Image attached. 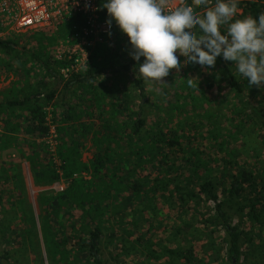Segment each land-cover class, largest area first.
I'll return each mask as SVG.
<instances>
[{
  "label": "trees",
  "instance_id": "16d2710c",
  "mask_svg": "<svg viewBox=\"0 0 264 264\" xmlns=\"http://www.w3.org/2000/svg\"><path fill=\"white\" fill-rule=\"evenodd\" d=\"M104 2H99V14L101 21L107 22ZM238 9L239 17H256L264 12V0H239ZM87 21V16L79 13L63 20L52 35L46 33L48 30H36L38 43L32 46L27 34L0 38V82L5 72L15 75L9 88L0 89V219L10 227L0 231L20 238L23 259L17 257V264L46 262L33 237L34 219L26 207L25 179L17 164H10V159L1 161V152L11 147L26 148L36 181L66 182L60 192L38 195L49 264H106L104 245L121 255L141 253L146 257L143 264H210L195 257L189 242L182 246L177 241L178 235L186 239L184 226L167 230H174L169 237H162V231L161 239H176L173 249L164 245L160 251L153 241L159 233L155 225L163 224L158 215L160 206L168 211L193 210L197 216L207 217L197 209L209 202L212 207L206 220L215 224L205 234L213 239L212 233L224 232L228 238L227 264H240L242 243L248 240L249 262L264 264V160L254 151L256 158L251 163L249 149L237 145L240 140L247 144L245 125L251 120L248 108L252 107L249 96L256 95L251 85L231 70L226 76L210 75L191 85L178 82L175 75L163 85L182 92L181 97L192 98L195 111L183 110V114L174 104V110H164L159 95L151 105L146 84L137 79L136 62L129 56L128 37L114 21L111 33L115 34V47L108 43L95 49L89 46L93 52L88 67L69 73L65 79L61 69L71 68L75 59L59 62L46 51L58 40H77ZM108 36L102 34V38ZM39 72L42 79L37 78ZM225 79L242 101L232 110L235 119H228L237 125L231 129L236 131H223L210 109L198 111L208 99L205 94ZM58 87L61 92L57 97ZM147 106L153 111L151 120ZM157 110L163 114L160 118ZM52 133L57 135L54 151ZM88 141L92 156L85 161L82 154ZM4 213L7 218L2 217ZM236 214L250 217L260 230L244 232L241 223L233 222ZM13 222L17 230L12 228ZM203 234L188 238L195 241ZM256 237L259 243L253 247ZM214 251L217 255L219 249ZM10 255L9 249L0 254V264ZM164 256H169L167 262H159Z\"/></svg>",
  "mask_w": 264,
  "mask_h": 264
},
{
  "label": "rangeland",
  "instance_id": "374dc122",
  "mask_svg": "<svg viewBox=\"0 0 264 264\" xmlns=\"http://www.w3.org/2000/svg\"><path fill=\"white\" fill-rule=\"evenodd\" d=\"M238 11H241L238 9ZM59 26L57 27H48L47 29H40L41 30H48L46 33L52 35L53 31H56ZM37 30V29H36ZM36 30H27L24 32H18L16 34H27V40L31 41L29 46H32L35 42L38 43L35 40V36H38V33ZM1 33V31H0ZM5 36H3L4 38ZM115 37V34L111 33V35L100 39V40H95L93 45L94 49L98 47L101 44H106L111 48L115 47V40L113 38ZM23 42V40H21ZM88 47H86L87 50H85V46L83 43L80 45L78 44V41L75 40L72 42L70 39H64V40H58L54 44H52L48 51L49 56L51 55L52 60H56L59 62L62 61H73L75 59L74 63H72L71 68H63L61 69L62 73H65L64 77L65 79L70 77L69 73L75 72L79 69H85L88 67V63L91 62V51L88 50ZM85 50V51H84ZM76 58H79V63L77 64ZM182 59H184L182 57ZM234 65V62L231 61H224L221 57L217 58V62L214 68H212L210 71L207 69H202L200 65L198 64H187L184 68L182 69H173L172 72L167 77L162 78V82L156 83V84H146V88L148 90V95L150 104L152 105L157 99L156 96H160V105L161 107L164 108V110L171 109L174 110L175 108L172 107V105H177L176 108H179L181 111L189 110L191 113L195 111L192 110V98L189 96L186 98L184 96L181 97V93L179 91H174V88L172 87H167L166 85H163V83L167 82V80H171L173 76L176 75V79H178V82L180 80V83H187V78H194L192 82L199 80L201 81L204 78H208L210 75H214L218 77L220 74L221 76H226L228 74V71L231 70L232 72H235V68L232 67ZM70 66V65H69ZM229 67V69L227 68ZM226 68L228 70H226ZM218 73V74H217ZM43 73L39 72V76L37 77L38 79H42ZM64 79V80H65ZM15 80V75L13 72H5L1 76V82H0V89H7L10 87L12 81ZM37 79L33 78V82H36ZM112 80V79H111ZM110 79L108 80L109 84L112 82ZM54 80H51V84H54ZM54 86V85H53ZM62 83L60 84V88L62 89ZM220 87V88H219ZM60 88L58 87V93L57 97L60 95ZM252 89L255 91L256 95L255 96H249V102L251 103L252 107L248 108V112L251 115V120L247 121L246 126V131H247V137L245 138L246 140V145L242 144L243 141L240 140L241 143L237 145H241L242 147H246L249 149V155L251 156L250 162H253V159L255 160L256 157H253L254 151L257 152V157L258 155L260 156V159L264 160V88L258 87V86H252ZM153 91V92H152ZM166 91V93L164 92ZM209 94H205L208 99L205 100L204 106L202 108H199V112L201 110H209L210 112L215 114V117L218 118V125L222 126L223 131L225 130L226 132L229 131H236L234 123L230 122L228 119H235V117L231 116L232 110L235 109L237 105H241L242 101H239V97L234 95V91L231 89V86L228 85V80L225 79L221 84L217 83L211 90H209ZM137 93V92H136ZM138 94V93H137ZM248 96V91H246L243 95L244 98H247ZM56 98V97H55ZM137 102H140L137 100ZM198 105V104H197ZM201 104L199 105V107ZM147 106L145 107L146 114H148L149 119L151 120V108ZM180 111V112H181ZM175 114H178V112H174ZM184 114V111L182 112ZM155 114L158 118L162 116L163 114L157 110L155 111ZM174 114V117H175ZM52 114H49V117H51ZM208 117V116H207ZM241 116H236V124H239ZM178 116L174 118V121H178ZM232 128H235L234 130H231ZM54 140L50 142L52 151L56 149V137L55 133H52L50 136ZM91 142L88 141L86 144V147L83 151V160L87 161L88 159L91 158L92 153H91ZM23 148V149H22ZM22 148H16V147H11L7 150H4L1 152V154L4 155V159L1 161L5 162L6 159H10V164H17L20 170V173L22 174L23 178L25 179V186L27 192L26 194V207L30 212V215L33 217L34 222V239L36 240V243L38 245V249H41L43 252V256L45 258L46 264H49V260L46 255V244H45V235L43 233V211L41 210V206L39 204V198L38 195L41 192H46V191H54V192H60L66 187V182L65 181H55L52 183L45 182V181H36L32 175V171L30 169L28 157H27V150L25 147ZM253 154V155H252ZM264 163V161H263ZM8 166V165H6ZM257 169V168H254ZM87 176V174H85ZM220 199H223L221 196ZM212 207V203L209 202L207 204H202L199 209H197L199 212L204 213L209 217V208ZM159 217L163 221V224L161 225L160 223H157L155 225L159 227V230L155 236L153 241H157V244L161 249L164 247V245L171 247L172 249L175 248V241L176 239H161L162 237H165L166 235H171L173 234L174 230L177 229L178 227L184 226L183 227V237L186 236V239H183L181 235H178L177 241L180 242L182 246L183 244H186L189 242V245H191L192 252L194 253L195 257H203L205 258V261H208L210 264H227V247H228V238L224 234V232L220 231L214 234L212 233V238L211 239L208 235L205 234V232L209 231L211 228L214 227V220L207 222L206 218L207 217H202L201 215H196V211H191L189 212H183L180 209L171 210L168 211L167 209L164 210L162 206L159 207ZM230 212H234L233 210H230ZM214 214V213H213ZM212 214V215H213ZM8 214L4 213L3 218H7ZM197 218V219H196ZM244 218V219H243ZM186 220L185 223L187 225H183V221ZM242 220V222H239ZM158 222V221H157ZM235 224L241 223V229L246 232V233H252L255 229L256 232L260 230V228H255L257 223H252L250 220V217H243V214H236L234 216V221ZM264 219L261 221L263 224ZM8 223H5L3 220L0 219V229L1 227H9L7 226ZM13 226L12 228L17 230V224L15 222L11 223ZM189 224V225H188ZM168 225V227H164ZM264 225V224H263ZM23 226V225H21ZM10 228V227H9ZM170 228H174V230L171 233H167V230ZM163 231V236H161ZM202 231V232H201ZM161 232V233H160ZM165 232V235H164ZM19 234V231L17 232ZM200 233H204L202 235L201 239L197 240H192L188 237H192L193 235H200ZM22 234V231H21ZM206 235V236H205ZM13 234L11 233H5L4 231H0V254H5L7 252V249L10 250L11 255L8 259L3 258L2 262L5 264H17V257L20 259H23L22 254H19L21 252V249L23 248L20 238L15 237V239L12 238ZM157 237V239H156ZM13 240V243H7L8 240ZM212 243L214 244V248ZM253 247L255 244L259 243L258 237L255 239H252ZM250 240L244 241L242 243V251L244 255L242 256V259L240 261V264H253L250 263L248 260V257L251 252L250 248ZM9 245V246H8ZM158 249V247H156ZM218 248L219 252L217 255L214 254V249ZM18 253V254H17ZM103 253V258L106 262V264H143V261L145 260V255L141 253H135L132 252L130 255H121L120 253H116L113 249V247L108 248V246L104 245L102 249ZM16 254V255H15ZM33 255L32 251L30 253ZM29 254V255H30ZM169 256H164L159 262L161 263H166L168 260ZM246 257V258H245ZM185 258H182L184 260ZM255 259V258H253ZM221 260V261H219ZM138 262V263H137ZM21 264H25L23 261Z\"/></svg>",
  "mask_w": 264,
  "mask_h": 264
},
{
  "label": "clouds",
  "instance_id": "9594fccd",
  "mask_svg": "<svg viewBox=\"0 0 264 264\" xmlns=\"http://www.w3.org/2000/svg\"><path fill=\"white\" fill-rule=\"evenodd\" d=\"M238 2L185 0L170 7L167 0H105L103 8L109 28L114 21L127 35L137 79L145 84L187 64L210 71L221 57L251 87L264 88V12L239 17Z\"/></svg>",
  "mask_w": 264,
  "mask_h": 264
},
{
  "label": "built area",
  "instance_id": "2783aa9c",
  "mask_svg": "<svg viewBox=\"0 0 264 264\" xmlns=\"http://www.w3.org/2000/svg\"><path fill=\"white\" fill-rule=\"evenodd\" d=\"M100 0H0V38L27 30L57 27L74 14L87 16L88 26L77 36L78 44L92 46L102 34L112 32L107 22L101 21ZM185 0H167L170 7L183 4ZM84 50V51H85ZM77 64L79 58H76Z\"/></svg>",
  "mask_w": 264,
  "mask_h": 264
}]
</instances>
